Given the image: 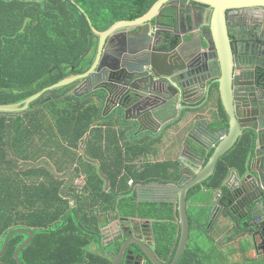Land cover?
Listing matches in <instances>:
<instances>
[{"label": "trees", "instance_id": "trees-1", "mask_svg": "<svg viewBox=\"0 0 264 264\" xmlns=\"http://www.w3.org/2000/svg\"><path fill=\"white\" fill-rule=\"evenodd\" d=\"M157 1L0 0V105L23 102L69 76L86 73L98 48L92 27L105 32L117 22L134 21ZM176 20V7L166 8L159 17L167 25H176ZM75 86L45 93L26 112L0 113V253L9 233L25 229L33 231L34 238L20 253L23 264H110L108 256L116 245L104 244L102 229L112 221H103L102 216L119 211L124 217L154 221L160 237L158 253L171 262L178 220L174 204L137 203L135 194L118 201L117 196L127 189L129 177L137 184L178 182L180 164L150 165L122 176L124 157L114 117H106L98 101L103 91L77 98ZM218 104L220 126L228 127L220 100ZM116 124L126 135L131 131L124 146L128 154L139 156L153 147L152 140L137 143L132 129L121 121ZM91 128L95 140L88 145L84 138ZM103 142L113 154L108 153V159ZM252 158L253 139L248 133L219 160L205 183L209 191L223 189L226 195L224 182L232 172L246 176ZM83 170L86 185L78 193L72 185ZM199 189L191 192L192 202H201ZM190 220L191 226L204 223L196 212ZM28 237L14 235L0 264H17L15 252ZM191 253L188 249L184 256ZM185 257L179 264H186Z\"/></svg>", "mask_w": 264, "mask_h": 264}, {"label": "water", "instance_id": "water-1", "mask_svg": "<svg viewBox=\"0 0 264 264\" xmlns=\"http://www.w3.org/2000/svg\"><path fill=\"white\" fill-rule=\"evenodd\" d=\"M186 1L205 10V28L202 22L192 25L190 31L180 30L181 16L176 26L160 23L166 8L179 9L183 4L181 0H159L139 19L117 22L105 32L92 27L99 38L98 48L86 73L69 76L23 102L0 105V113H23L45 93L76 84L73 95L77 98L102 90L99 103L136 135L158 137L176 129L182 133V123L190 120L181 144L174 145L175 153L183 157L181 179L151 187L169 189L174 197L169 202L178 216L180 240L172 261L167 263L158 253L160 237L154 221L144 220L123 226L122 238L108 256L110 264H178L189 244L191 207L209 206L192 202L190 193L214 175L219 160L246 133L256 144L250 174L237 177L231 173L224 184L229 192L220 205L223 210L231 209L235 217L237 211L251 216V225L260 227L254 237L264 232L258 194V181L264 185V0ZM219 100L228 127L220 126L219 110L216 117L203 113L212 110L208 106L214 101L219 105ZM145 187L136 192L142 194ZM221 191L215 190V194ZM19 233L29 235L15 252L17 264H23L20 253L34 238L31 230L9 233L0 257Z\"/></svg>", "mask_w": 264, "mask_h": 264}, {"label": "crops", "instance_id": "crops-1", "mask_svg": "<svg viewBox=\"0 0 264 264\" xmlns=\"http://www.w3.org/2000/svg\"><path fill=\"white\" fill-rule=\"evenodd\" d=\"M181 3L183 4L182 7L178 10L179 16L182 17L181 21V27L186 29L185 31H190L189 28L192 25H195L197 23L201 24V22L204 19V23L202 24V28H205V12L202 8L197 7V5L194 7L193 3H188L186 0H181ZM178 24V23H177ZM103 109L105 110L106 114L110 116L109 108H105L104 105H102ZM208 108H211L212 110L209 111L204 110V114L207 113V115L211 117H216L217 110L220 111L219 105H217V101H214ZM207 116H204L203 118H206ZM187 120V121H186ZM182 124L185 126V128L182 130V135L188 133L189 125L187 124L190 120L187 118ZM122 128V127H121ZM120 126L116 124V121L114 120V129L117 132V141L119 143V148L123 153L124 157V166L122 168V176L128 177L130 175V172L133 174L140 173L144 170L147 166H163L165 164H174L176 166L177 163H175V153H174V138H171L172 132L169 133H163L158 137H153L150 135L141 136L142 134L136 135L134 133V136L136 138L137 143L141 142L143 139H150L154 144L153 147L150 148V150L144 154H139V156L132 154H128L127 149H125L122 146L121 139L126 140L127 143L129 142V137H131L130 132L127 131V135L124 134L121 130ZM125 129V128H123ZM133 131V130H132ZM134 132V131H133ZM134 139V138H133ZM135 140V139H134ZM155 140V141H154ZM157 144V145H156ZM103 147L105 153V159L109 158V154L113 155L111 152H108L106 150V144L103 142ZM136 147V146H135ZM139 147V146H138ZM131 148V147H129ZM136 151V149H135ZM109 153V154H108ZM180 164V163H178ZM172 169V168H171ZM174 169V168H173ZM172 171V170H171ZM84 173H81L80 177L76 178L73 183V188L80 192V190L83 191V187L86 185V177L87 173L83 170ZM235 174V176L239 177L238 173L232 172ZM250 174V171L247 175ZM256 176L257 173H254ZM246 175V176H247ZM131 180L127 184V189L120 195H118L117 199L118 201L121 198L128 197V196H135L136 194L138 197H135V201L137 202L139 199V196L142 195V198L137 203H162L163 201V195L169 194V189H157V188H151L152 186L145 187L146 190H143L142 194L139 192L136 193V185L137 188L142 186L140 184H137V180L133 177H129ZM68 182V178H66ZM131 182H133V185H131ZM151 182V181H149ZM151 183H160L165 184L160 181H153ZM148 184V183H147ZM226 188V187H224ZM227 189V188H226ZM225 189V190H226ZM150 190V191H149ZM167 190V191H166ZM110 190L107 189V192ZM229 192V190L227 189ZM135 194V195H134ZM153 201V202H151ZM116 213H105L102 216V220L106 221L109 219L112 221L110 224L103 227L102 231L104 234V238H106V234H108L107 239H104V244L107 246L112 240L113 236L116 234V231L119 230V222H130L132 220H136V218L131 217H124L121 213L118 211V217H116ZM117 218V219H116ZM114 219V220H112ZM140 221H144L140 219ZM231 223L225 228L221 227L216 228L215 230L211 232H201L199 233V230L197 229V224H193L191 226V229L193 228V232L190 235L189 244L187 247L188 249H191L192 253L189 255V257H185L183 255L182 259L185 257L184 263L186 264H264V251L261 250H255L253 246H247L245 243V238L247 235L246 233H243L242 229H239V225L236 221H232L229 219V222ZM177 227L175 239L173 242V254H175L179 240H180V226L178 224V220L174 223ZM186 250V251H187ZM185 251V253H186ZM184 253V254H185ZM180 260V262H181ZM179 262V263H180ZM178 263V264H179Z\"/></svg>", "mask_w": 264, "mask_h": 264}, {"label": "flooded vegetation", "instance_id": "flooded-vegetation-1", "mask_svg": "<svg viewBox=\"0 0 264 264\" xmlns=\"http://www.w3.org/2000/svg\"><path fill=\"white\" fill-rule=\"evenodd\" d=\"M193 5L195 7L197 4H193ZM197 7L202 8L199 5H197ZM176 9H177V18H178V16H179L178 15L179 14L178 10L180 8L178 9V7H176ZM204 12H205V10H204ZM202 22H204V20ZM199 23H197V24H199ZM176 25H177V23H176ZM171 26H174V25H171ZM181 28L182 27H179L180 30H181ZM181 35L184 36L183 33H181ZM231 35H232V38L235 36V33H233L232 30H231ZM180 46L181 47H184L183 41H182V43H181ZM176 131H177V129H176ZM183 138H184V135H182V133L179 132L178 135L175 137V142L178 141V145H180L181 144V140ZM177 154H178V156H176L175 159H174L175 160V163H180L181 164V159L183 157H182V155L179 152H177ZM226 181L224 182V184L226 183ZM206 182H204L202 185L197 186V187H200V189H199V191H200L199 198L201 199V202H198L197 204H201V205L202 204H204V205L208 204L209 206L208 207H203V206H197V207H195V206H192L191 209H190V211H189L190 214H192V215L194 214V212H196L197 215L200 216V218L202 220H204V223L203 224H197V229L199 230V233H201V232H211V231L215 230L218 227L220 228V226L222 228L223 227L225 228L226 226H228L229 224H231V223H228L229 222V219H231L233 222L234 221L237 222V224L239 225V229H242V230L245 229V231L243 233H246V235H247L246 237H244L245 238V243H246L247 246H249V245L250 246H253V248H255V250L256 249L259 250V249L263 248V246H264V232H262V234L258 233L257 237H254V234L260 231V227H259V225H256V226H252L251 225L254 222L253 218L251 216L245 217L246 214L243 213L242 211H237V214H236V216L238 217L237 218V217H235L232 214L231 209H228V210L225 209V210H223L222 209V206L220 205V202L225 197L224 190L222 189V191H221L222 194H219L220 196L219 195L217 196L215 194V190L209 191L210 187H209V184H205ZM224 184H223V186L225 187ZM196 188H194V190ZM107 189H108V187L106 188V190ZM194 190H192V191H194ZM217 191H220V190L218 189ZM171 192L172 191H170L169 194L163 195V197H165L162 200L163 203L171 204L169 201L170 200H173V198H174L173 197V194ZM137 197H138V195L136 194V198ZM141 198H142V195L139 196L138 201ZM192 208H197V209H196V211H194V210H192ZM259 211H260V215L263 216L264 208L262 207L261 209H259ZM134 221H140V219L136 218V220H132L130 222H123V221L122 222H119V221H117L118 224H119V226H118L119 227V230L116 231V234L112 237L113 240L110 243L113 244L114 246L115 245H118L119 241L122 238L121 233H122L123 226L124 225H128V224H131ZM150 227L152 228V226H150Z\"/></svg>", "mask_w": 264, "mask_h": 264}, {"label": "bare ground", "instance_id": "bare-ground-1", "mask_svg": "<svg viewBox=\"0 0 264 264\" xmlns=\"http://www.w3.org/2000/svg\"><path fill=\"white\" fill-rule=\"evenodd\" d=\"M246 134H248V133H246ZM246 134H244V135H246ZM243 135V136H244ZM242 136V137H243ZM241 137V138H242ZM252 137V136H251ZM240 138V139H241ZM239 139V140H240ZM253 139V138H252ZM238 143V142H237ZM255 148H256V144H255V141H254V139H253V158H252V160L253 159H255V154H254V151H255ZM255 173H257V172H255ZM258 174V173H257ZM258 181V180H257ZM258 186H259V189H258V194H259V196H260V200H259V203L260 204H262V207L264 208V185L260 182V181H258ZM261 207V208H262ZM262 217V220L264 219V213H263V216H261ZM259 250H261V251H264V246H263V248H261V249H259ZM3 257V256H2Z\"/></svg>", "mask_w": 264, "mask_h": 264}, {"label": "built area", "instance_id": "built-area-1", "mask_svg": "<svg viewBox=\"0 0 264 264\" xmlns=\"http://www.w3.org/2000/svg\"><path fill=\"white\" fill-rule=\"evenodd\" d=\"M177 134H178V131H176V130H173V131H172L171 138H174V145H175V143H176V142H175V137L177 136ZM121 143H122V146L124 147V146L127 144V141L121 139ZM174 153H175V151H174ZM176 156H178L177 153H175V157H176ZM154 184H156V183H148V184H141V185H142V186L145 185V186L147 187V186H152V185H154ZM131 185H133V182H131ZM133 186H135V184H134ZM136 190L139 191V188H137V185H136ZM149 191H150V190H149ZM80 192H82V190H80ZM219 196H220V195H219Z\"/></svg>", "mask_w": 264, "mask_h": 264}, {"label": "rangeland", "instance_id": "rangeland-1", "mask_svg": "<svg viewBox=\"0 0 264 264\" xmlns=\"http://www.w3.org/2000/svg\"><path fill=\"white\" fill-rule=\"evenodd\" d=\"M51 98V97H50ZM49 99V98H48ZM47 99V100H48ZM85 141H87V143H88V145H89V143L91 144V143H93L94 142V140H95V134H94V131H92V128L90 129V132H88L86 135H85ZM85 165V167H86V165H88L87 164V162L84 164ZM72 207H75V206H72ZM192 232H193V228L191 229V231H190V235L192 234ZM107 238H109L108 237V234H106V238L105 239H107Z\"/></svg>", "mask_w": 264, "mask_h": 264}, {"label": "clouds", "instance_id": "clouds-1", "mask_svg": "<svg viewBox=\"0 0 264 264\" xmlns=\"http://www.w3.org/2000/svg\"><path fill=\"white\" fill-rule=\"evenodd\" d=\"M108 116V115H107ZM137 193V192H136Z\"/></svg>", "mask_w": 264, "mask_h": 264}]
</instances>
